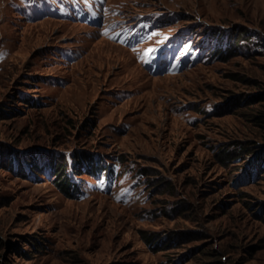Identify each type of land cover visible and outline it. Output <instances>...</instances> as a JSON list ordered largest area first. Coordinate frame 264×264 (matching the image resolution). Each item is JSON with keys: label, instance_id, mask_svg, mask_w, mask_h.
<instances>
[{"label": "rangeland", "instance_id": "1", "mask_svg": "<svg viewBox=\"0 0 264 264\" xmlns=\"http://www.w3.org/2000/svg\"><path fill=\"white\" fill-rule=\"evenodd\" d=\"M262 93L264 0H0V264H264Z\"/></svg>", "mask_w": 264, "mask_h": 264}, {"label": "trees", "instance_id": "2", "mask_svg": "<svg viewBox=\"0 0 264 264\" xmlns=\"http://www.w3.org/2000/svg\"><path fill=\"white\" fill-rule=\"evenodd\" d=\"M219 34L220 33L218 32L215 37L216 39L218 38ZM241 34L242 33H240L239 31H236L235 32L236 37L234 39L236 40L237 37L241 36ZM216 49L218 50L214 53V55L226 59L227 55H229V53L232 51L231 42L228 41L226 44H224V47L218 46L216 47ZM254 101L258 102L261 105H260V108L254 114L251 115L250 121L260 131L261 140L264 141V93L257 95ZM221 153H224V155H228V154H233L234 152H228L226 150H221ZM262 156H263L262 157L263 160L260 164V169H263L264 171V152ZM80 160L81 162H79V164L76 162V159L73 160L75 164H74V167L71 169L72 176H69L67 174L66 168L65 170H63L64 166H58V167L50 166V169L53 171L52 177L55 180V185L57 189L66 197H71L73 195V192L77 191V184L73 181L74 175L86 174V175L94 176L98 172L109 173L110 171V167L105 166L102 160H100V162L99 161L91 162V159H89V154L87 153H84L82 155V159ZM152 237H153V234L150 235V237H144V240L149 245L157 244V242L152 240Z\"/></svg>", "mask_w": 264, "mask_h": 264}]
</instances>
